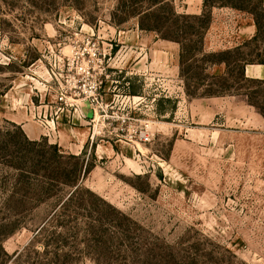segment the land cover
Here are the masks:
<instances>
[{
  "label": "rangeland",
  "instance_id": "1",
  "mask_svg": "<svg viewBox=\"0 0 264 264\" xmlns=\"http://www.w3.org/2000/svg\"><path fill=\"white\" fill-rule=\"evenodd\" d=\"M118 1L131 5L0 0V131L10 160L25 158L47 188L18 217L0 215V264H264V117L245 96H205L201 63L187 62L184 80L180 45L138 18L120 25ZM159 8L145 23L166 33L172 8L200 15L203 0ZM255 31L249 14L214 8L204 52L234 50ZM256 66L247 77L264 80ZM26 138L58 146L61 165ZM38 153L47 163L33 167ZM85 167L81 195L65 204L62 171ZM16 172L0 166V188Z\"/></svg>",
  "mask_w": 264,
  "mask_h": 264
},
{
  "label": "trees",
  "instance_id": "2",
  "mask_svg": "<svg viewBox=\"0 0 264 264\" xmlns=\"http://www.w3.org/2000/svg\"><path fill=\"white\" fill-rule=\"evenodd\" d=\"M76 1L77 0H75L74 3L72 0H62L61 4L71 3L73 7H76ZM80 1L85 2L87 0ZM145 1L146 0H131V5L118 1L116 11L113 13V19L116 21V18H118L119 24L122 25L131 18H138L140 29L153 31L157 33L161 39L179 44L181 76L184 80L186 79L185 65L189 61L195 64L201 63L203 66H208L209 64L224 66L226 72L222 75H210L207 73V68L203 66L200 67L202 72L198 74L200 77L198 81H200L201 85L206 87L205 96L218 97L229 93L235 96H245L247 102L255 107L264 117V80L249 79L246 75L247 66H264V0H203L202 13L193 16L178 14L175 8H172L171 18H168L164 24L167 27L166 33L162 32L158 26H148L145 23V20L151 16L159 18L157 15L160 12L159 7L165 0H154L157 3L148 8L143 6ZM214 8H231L249 14L253 19L256 29L253 38L234 50L205 54L203 47L204 36L208 26L212 22V10ZM169 22H171L170 27H168ZM158 23L160 24V21ZM245 49L249 50L247 54L243 53ZM231 82H233V84H231ZM245 84H248L250 87H243ZM243 91H247V93L244 94ZM4 134L5 135L0 131V166H4V168L9 171L17 172L14 175L16 179L15 183L11 184L13 186H11L10 190L7 189L9 184L3 181V187L0 188V191H5L4 194L11 193L13 196L21 192L25 193L27 196L23 199H14V197H11L13 199H0V215L5 216L6 213H13V216L18 217V215H21L19 213L26 211L27 206L33 200H29L30 198H28V195H35L38 197L47 188L43 180L45 177L43 178L40 174L32 172V178L27 176V172L22 169L23 165H27L25 158L14 157L13 160H10V158L13 157L11 152H9L10 142L7 139L10 134L8 132ZM41 144L55 151L56 155L54 160L61 165L60 159L64 158V156L59 154L60 151L58 146H49L46 141L39 143L32 142L28 138L25 139L26 146L37 148L41 146ZM37 157L38 158H34L28 162L33 163V167H39L41 164L46 165V154L38 153ZM74 158L76 159V157ZM87 172L88 170L86 167L83 168L82 171L78 170V173L71 170L67 171V169L62 171V176L70 179V184L64 182L59 183L72 189L65 204L74 201L77 196L81 195L82 190L79 188V182L83 174ZM52 173L53 175L57 174L56 171ZM33 201L36 204L40 202L39 198ZM10 224L11 227H15L14 222H10ZM6 227H8V225H2L0 222V230ZM1 249L3 251L2 247Z\"/></svg>",
  "mask_w": 264,
  "mask_h": 264
},
{
  "label": "crops",
  "instance_id": "3",
  "mask_svg": "<svg viewBox=\"0 0 264 264\" xmlns=\"http://www.w3.org/2000/svg\"><path fill=\"white\" fill-rule=\"evenodd\" d=\"M256 67H262L263 68L264 66L259 65V66H256ZM247 71H248V69H247ZM23 129H25V127H23ZM25 131H26V129H25ZM26 134L28 135L27 132H26ZM59 146L62 147L61 144Z\"/></svg>",
  "mask_w": 264,
  "mask_h": 264
},
{
  "label": "built area",
  "instance_id": "4",
  "mask_svg": "<svg viewBox=\"0 0 264 264\" xmlns=\"http://www.w3.org/2000/svg\"><path fill=\"white\" fill-rule=\"evenodd\" d=\"M145 141H148V138L145 136L144 138H143Z\"/></svg>",
  "mask_w": 264,
  "mask_h": 264
}]
</instances>
